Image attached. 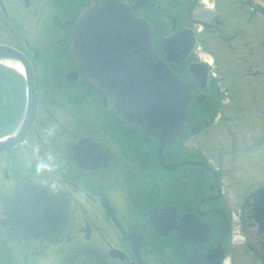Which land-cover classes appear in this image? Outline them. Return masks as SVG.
Here are the masks:
<instances>
[{"label":"flooded vegetation","instance_id":"1","mask_svg":"<svg viewBox=\"0 0 264 264\" xmlns=\"http://www.w3.org/2000/svg\"><path fill=\"white\" fill-rule=\"evenodd\" d=\"M97 1L136 0H0V47L16 57L0 58V138L23 122L26 67L35 96L23 136L0 149V194L29 179L71 202L53 240L24 237L0 203V264H264L252 218L264 213L251 209L264 187V4L145 0L134 10L159 54L172 31L188 41L183 61L166 60L189 90L187 120L161 146L123 123L73 60L70 35ZM234 225L250 261L233 257ZM179 229L196 234L185 241ZM219 240L221 255L204 258Z\"/></svg>","mask_w":264,"mask_h":264},{"label":"water","instance_id":"2","mask_svg":"<svg viewBox=\"0 0 264 264\" xmlns=\"http://www.w3.org/2000/svg\"><path fill=\"white\" fill-rule=\"evenodd\" d=\"M257 1L264 4V0ZM143 2L137 0L127 5L97 1L85 8L70 35V52L88 81L110 96L121 121L154 135L162 146L181 133L191 96L186 84L154 50L149 24L134 16V10ZM184 39L181 32L164 38L161 42L164 58L183 61L188 51ZM0 58L16 57L11 49L0 47ZM25 73L26 113L17 134L0 141V148L19 142L31 120L35 96L29 67ZM0 203L24 237L41 235L53 240L55 234L66 231L71 217V202L64 193L27 179L15 186L11 197L0 194ZM251 209L264 213V187L254 193ZM253 219L264 234V215ZM179 233L189 242L196 234L180 229ZM202 236H207L206 226ZM223 236L224 232L220 240ZM220 240L213 253L204 258L216 259L221 255ZM199 256L202 257H194Z\"/></svg>","mask_w":264,"mask_h":264},{"label":"rangeland","instance_id":"3","mask_svg":"<svg viewBox=\"0 0 264 264\" xmlns=\"http://www.w3.org/2000/svg\"><path fill=\"white\" fill-rule=\"evenodd\" d=\"M240 233H241V231H240ZM235 235H236V233H235ZM239 235V234H238ZM240 235H242V233L240 234ZM241 239L240 238H238V239H236V241L238 242V241H240ZM236 245V247L237 248H235V252H234V255H233V257L235 258V260L237 261H250L249 259H248V254L247 253H245L243 250H242V248L240 247V244H235Z\"/></svg>","mask_w":264,"mask_h":264},{"label":"bare ground","instance_id":"4","mask_svg":"<svg viewBox=\"0 0 264 264\" xmlns=\"http://www.w3.org/2000/svg\"><path fill=\"white\" fill-rule=\"evenodd\" d=\"M7 64H11V63H8V62H5ZM12 67L16 68L17 71L21 72V68L18 66V65H14V64H11Z\"/></svg>","mask_w":264,"mask_h":264}]
</instances>
